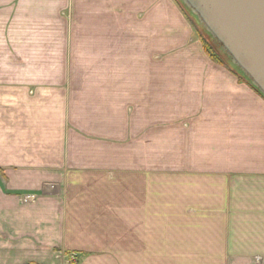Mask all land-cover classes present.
Segmentation results:
<instances>
[{"label":"crops","instance_id":"1","mask_svg":"<svg viewBox=\"0 0 264 264\" xmlns=\"http://www.w3.org/2000/svg\"><path fill=\"white\" fill-rule=\"evenodd\" d=\"M160 2L0 0L77 23L33 36L10 90L0 264H264V98Z\"/></svg>","mask_w":264,"mask_h":264},{"label":"water","instance_id":"2","mask_svg":"<svg viewBox=\"0 0 264 264\" xmlns=\"http://www.w3.org/2000/svg\"><path fill=\"white\" fill-rule=\"evenodd\" d=\"M228 67L264 98V0H176Z\"/></svg>","mask_w":264,"mask_h":264},{"label":"rangeland","instance_id":"3","mask_svg":"<svg viewBox=\"0 0 264 264\" xmlns=\"http://www.w3.org/2000/svg\"><path fill=\"white\" fill-rule=\"evenodd\" d=\"M155 1L158 0H147V3L151 4V2ZM175 4L178 7L179 13L185 15L191 22L190 24L193 27L194 36L200 41L204 52L207 54L201 31L196 26V24L192 22V20L188 17L176 0H161L159 8L160 11H158V9L154 6L150 7L152 10L156 9L155 14H161V16H163L167 15L168 12H170V9L175 7ZM117 8L113 9L114 13L129 14L131 16H140L142 18L147 13V15L152 14L148 11V9L146 10L148 12H144V10L142 12H137L135 7L129 6L128 12H126L125 8ZM2 10L3 8L0 7V20L8 17L5 16L7 13H1ZM70 14L72 13L64 11L62 12V15H66V17L68 16L69 19ZM23 15L18 13L11 17L12 21H0V145L3 149H8L10 142V90L13 89V87L15 88L23 86L24 84L21 82H26L25 80L28 76H30L29 78H33V75L38 76L40 73L35 71H26V69L23 67L25 64H27V61L32 59V56L27 54V45L30 44L29 40L33 39V36H38L42 32L53 31L57 33L58 31H64L65 29L69 31L72 29L76 30L77 26V23H68L67 26H65L64 24L57 22H52L50 24L42 22H26L25 19L29 18V16L25 14L24 17ZM129 25L131 29L133 27L135 28V24L133 22H131ZM69 57L70 56H68V58ZM208 57L211 59L209 55ZM212 61L216 62L214 60ZM38 200L39 197L32 193L21 195L19 197L20 204L23 205H35Z\"/></svg>","mask_w":264,"mask_h":264},{"label":"trees","instance_id":"4","mask_svg":"<svg viewBox=\"0 0 264 264\" xmlns=\"http://www.w3.org/2000/svg\"><path fill=\"white\" fill-rule=\"evenodd\" d=\"M203 39H204L203 41H204L206 52L211 57V59L216 61L217 63H219L221 65H224V66L228 67V65L223 61V59L214 50V48L211 46V44L206 40V38L204 36H203Z\"/></svg>","mask_w":264,"mask_h":264},{"label":"built area","instance_id":"5","mask_svg":"<svg viewBox=\"0 0 264 264\" xmlns=\"http://www.w3.org/2000/svg\"><path fill=\"white\" fill-rule=\"evenodd\" d=\"M70 262H75V255L71 254L68 256Z\"/></svg>","mask_w":264,"mask_h":264}]
</instances>
